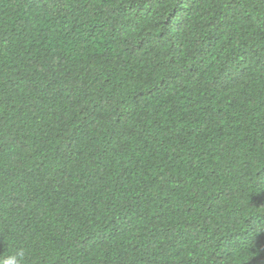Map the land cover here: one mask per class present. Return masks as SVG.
Instances as JSON below:
<instances>
[{
  "label": "trees",
  "instance_id": "obj_1",
  "mask_svg": "<svg viewBox=\"0 0 264 264\" xmlns=\"http://www.w3.org/2000/svg\"><path fill=\"white\" fill-rule=\"evenodd\" d=\"M264 264V0H0V260Z\"/></svg>",
  "mask_w": 264,
  "mask_h": 264
},
{
  "label": "clouds",
  "instance_id": "obj_2",
  "mask_svg": "<svg viewBox=\"0 0 264 264\" xmlns=\"http://www.w3.org/2000/svg\"><path fill=\"white\" fill-rule=\"evenodd\" d=\"M23 252L18 251L16 254L9 256L7 259L0 260V264H22Z\"/></svg>",
  "mask_w": 264,
  "mask_h": 264
}]
</instances>
